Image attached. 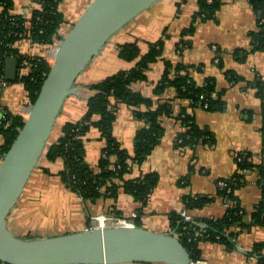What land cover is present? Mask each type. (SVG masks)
I'll return each instance as SVG.
<instances>
[{
  "label": "crops",
  "instance_id": "1",
  "mask_svg": "<svg viewBox=\"0 0 264 264\" xmlns=\"http://www.w3.org/2000/svg\"><path fill=\"white\" fill-rule=\"evenodd\" d=\"M221 4L213 18L198 21L190 39L192 46L180 51L177 44L181 31L190 25L192 15L198 7V0H159L150 8L138 14L107 42L103 50L95 55L87 68L79 75L76 94L67 97L50 136V143L62 135V125L80 119L87 109V100L93 95L90 86L119 70H129L138 59H122L119 45L137 41L140 54L147 49V42L162 39L161 57L146 70V78L131 84L133 91L144 96L171 98L174 90L168 89L160 96L153 89L163 74L165 61L172 64L185 63L200 66L192 76L198 84L206 77L215 80L218 90L224 89L221 110L209 111L201 107H189L188 101L174 102L173 115L164 117V133L160 142L141 165H134L126 175L137 177L145 172H156L158 180L140 211V203L123 191L116 197L101 196L95 201L82 200L68 189L58 172L63 168L62 158L48 160L41 157L39 165L32 172L17 204L8 217V226L20 237H40L81 231L90 224V216L97 213L117 212L138 220L149 230L167 232L172 230L169 214L185 209L199 225L208 218L221 217L227 207V198L220 193L217 181L231 176L237 169L236 157L249 154L254 164H264V133L261 131V99L254 82L264 87V50H251L249 32L256 27V15L252 0H220ZM92 0H61L58 8L63 15L59 35L64 36L78 20ZM37 7L32 0H13L11 12L29 17ZM212 45L217 48L212 49ZM15 46L26 55H40L47 46L23 38ZM237 49L245 54L235 55ZM215 56L218 62L214 61ZM219 63V64H218ZM233 71L239 81L229 84L226 71ZM18 77V76H17ZM29 100L21 81H8L0 91V105L13 115L27 116L25 107ZM195 117L196 123L206 127L214 136L211 144H198L194 148H178L175 137L182 130L177 114L181 107ZM134 108L124 102L118 104L112 134L121 147L133 151V137L143 122L137 119ZM1 115V114H0ZM99 115H94L97 120ZM105 141L96 126L84 136L85 160L96 166ZM46 169V171H45ZM183 177V178H181ZM180 178V179H179ZM60 195H49V188ZM54 193V191H52ZM244 215L241 227L237 228L234 246L202 240L198 244L200 260L207 264H261L249 255L257 242L264 240V224L256 223L252 212L261 198L255 170L246 171L243 182L235 189ZM185 196H203L209 200L200 207L187 208ZM36 207L37 217L30 212ZM135 214V216H134ZM20 215V219H14ZM147 225V226H145ZM22 229V231H21ZM21 231V232H20ZM162 264V263H122Z\"/></svg>",
  "mask_w": 264,
  "mask_h": 264
},
{
  "label": "trees",
  "instance_id": "2",
  "mask_svg": "<svg viewBox=\"0 0 264 264\" xmlns=\"http://www.w3.org/2000/svg\"><path fill=\"white\" fill-rule=\"evenodd\" d=\"M61 0H32L37 7L29 17H23L11 12L13 0H0V75H3L4 61L7 57L15 56L19 63V75L16 80L23 83L27 99L32 103L40 90L46 77L50 64L40 55H26L21 53L15 44L23 38H30L33 42L47 47L59 40V28L63 23V15L58 5ZM256 15V27L249 32L251 50H264V0H252ZM221 4L220 0H198V7L192 15L190 25L180 33L177 49L183 51L192 46L190 36L195 31L196 23L211 19ZM148 49L140 54L137 41L125 42L119 45V56L127 61L138 59L134 67L129 70H119L102 80L92 84L94 90L87 100V109L83 116L73 122L62 125V135L56 142L50 144L44 156L48 160L62 158L63 168L58 172L63 184L75 192L82 200L95 201L101 196L116 197L120 191L130 194L140 203L139 212L146 203L155 187L158 174L145 172L137 177L127 178L126 175L134 165H141L149 156L155 146L160 142L164 133L162 120L173 115L174 102L188 101L189 107H201L209 111L221 110L224 106L222 94L224 89L216 88L215 80L206 77L198 84L192 76L200 66L194 64H172L165 61L163 74L156 83L153 94L160 96L166 90L172 89L175 95L171 98H157L144 96L139 91H133L131 84L146 78V70L151 63L156 62L163 53L164 43L160 38L147 42ZM245 50L237 49L235 55ZM219 64V63H218ZM225 76L229 84L239 81L233 71H226ZM257 95L261 99V131L264 133V87L260 82H254ZM202 96V97H201ZM124 102L134 108V114L142 126L133 137V151L129 153L122 148L112 134V125L115 120L116 109L119 103ZM94 115H99L93 120ZM177 118L180 120L182 130L175 137L178 148H194L196 145L211 144L214 142L213 134L205 127L199 126L188 107H181ZM23 124V117L13 115L6 111L4 119L0 118V159L15 139L18 129ZM92 126H96L105 144L101 149V156L97 165L91 166L85 160L84 136ZM245 156H237L236 171L225 180L231 187L219 188L220 193L227 198V207L219 218H208L204 225H199L194 219L187 221L180 214H169L172 229L189 252L192 260L200 258L198 244L202 240L216 241L227 248L234 246V237L237 228L241 227L244 211L234 195L235 189L243 182L246 171L252 169L257 173V183L261 188V198L252 212L256 223L264 224V164H254ZM46 171V169H45ZM218 180V181H219ZM236 200L235 204L230 203ZM209 199L203 196H185L187 208L200 207ZM117 214V212H113ZM135 225L140 226L138 220ZM249 255L264 264V240L257 242Z\"/></svg>",
  "mask_w": 264,
  "mask_h": 264
},
{
  "label": "water",
  "instance_id": "3",
  "mask_svg": "<svg viewBox=\"0 0 264 264\" xmlns=\"http://www.w3.org/2000/svg\"><path fill=\"white\" fill-rule=\"evenodd\" d=\"M159 0H92L59 39L53 62L15 139L0 159V260L7 264H191V256L175 234L138 225L85 228L40 237H20L8 217L50 146V136L76 81L109 39ZM19 63L4 61L3 77L15 81Z\"/></svg>",
  "mask_w": 264,
  "mask_h": 264
},
{
  "label": "built area",
  "instance_id": "4",
  "mask_svg": "<svg viewBox=\"0 0 264 264\" xmlns=\"http://www.w3.org/2000/svg\"><path fill=\"white\" fill-rule=\"evenodd\" d=\"M59 40H56L55 43L52 46V51L55 53L57 46H58ZM217 47L215 45H212V49H216ZM47 60V59H46ZM48 61V60H47ZM215 62H218V57L215 56L214 58ZM49 62V61H48ZM2 64V59L0 57V65ZM50 64V62H49ZM18 75H19V70H18ZM8 85V81L4 79L3 75H0V91L5 88ZM202 97V96H201ZM31 106V102L29 101L28 105L25 107V110L29 111ZM6 109L0 105V118L4 119L5 114H6ZM22 116V115H21ZM23 119L26 118L27 116H22ZM217 186L220 188H226V192L231 191L230 185L225 181V180H219L217 181ZM236 200H232L230 203L235 204ZM180 216L187 220L190 221L192 218L188 214V212L183 209L180 211ZM135 216V214H134ZM118 225H135L134 221L132 219H129L126 216L115 214V213H97L93 214L90 216V224L87 228H104V227H109V226H118ZM0 264H7L4 261L0 260ZM191 264H207L205 261L197 259V260H192Z\"/></svg>",
  "mask_w": 264,
  "mask_h": 264
},
{
  "label": "rangeland",
  "instance_id": "5",
  "mask_svg": "<svg viewBox=\"0 0 264 264\" xmlns=\"http://www.w3.org/2000/svg\"><path fill=\"white\" fill-rule=\"evenodd\" d=\"M62 36V35H61ZM52 46L53 45H51V46H49V47H47L45 50H46V52L43 54L44 55V58L45 59H47L50 63H52L53 62V59H52V57H51V55L50 54H52L53 53V51H52ZM115 73V72H114ZM114 73H112V74H114ZM181 178H183V177H181ZM180 179V178H179ZM48 191H49V195H60V193H58L57 192V190H54L52 187L51 188H49L48 189ZM52 191H54V193L52 192ZM37 208L36 207H34V208H32L31 210H30V212L32 213V214H35L34 215V219L37 217V213L39 212V210H36ZM20 217L22 218V216H20V215H17V216H15L14 217V219L16 220V219H20ZM142 224L140 223V226H141ZM143 226V225H142ZM145 226H147V225H145ZM21 231H22V229H21ZM20 231V232H21Z\"/></svg>",
  "mask_w": 264,
  "mask_h": 264
},
{
  "label": "bare ground",
  "instance_id": "6",
  "mask_svg": "<svg viewBox=\"0 0 264 264\" xmlns=\"http://www.w3.org/2000/svg\"><path fill=\"white\" fill-rule=\"evenodd\" d=\"M51 55V57H52V59H53V57H54V53H52V54H50Z\"/></svg>",
  "mask_w": 264,
  "mask_h": 264
}]
</instances>
